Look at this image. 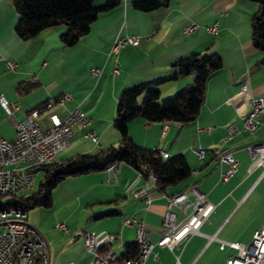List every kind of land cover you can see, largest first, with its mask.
<instances>
[{
  "label": "crops",
  "instance_id": "0c3cea01",
  "mask_svg": "<svg viewBox=\"0 0 264 264\" xmlns=\"http://www.w3.org/2000/svg\"><path fill=\"white\" fill-rule=\"evenodd\" d=\"M258 8L255 0H169L166 6L142 12L133 7L132 0H119L99 14L89 33L65 48L60 40L66 31L63 25L29 41L21 40L14 31L18 13L13 2L0 0V95L13 109L11 117L0 101V135L14 140L15 121L31 117L34 111L40 112L37 121L46 130L53 126V115L63 120L78 108L91 120L89 129L98 137L94 143L82 137L83 131H76L70 145L58 153V161L119 144L113 123L118 99L126 88L173 73L174 62L194 53H217L223 60V68L208 81L194 123L182 126L138 118L128 125L138 146L159 149L168 157L184 155L191 168L189 178L161 194L130 164L120 163L112 172L67 178L56 187L51 208L27 213V222L49 243L52 264H90L94 255L85 248V233L117 235L111 248L119 255L125 243L135 241L136 228L124 226L131 216L143 222L151 241L157 243L168 198L193 184L215 206L213 213L198 234L172 250L155 246L147 264H225L236 250H221L220 241L251 244L253 233L264 227V174L262 167L251 169L247 147L264 142V111L257 116L256 132H245L243 123L252 103L250 98L240 100L239 93L247 83L251 96L264 99V66L260 64L264 51L251 41V21ZM214 23H218L217 35L206 31ZM191 24L196 29L185 34ZM126 35L138 36L140 41L120 50V71L114 75L108 54L114 40ZM7 61H15L17 68L9 70ZM94 68L102 70L100 77L92 74ZM192 82L193 77H185L163 84L162 99ZM65 94L71 95L70 101L35 110ZM232 124L238 132L228 137ZM198 149L205 151L202 160L196 155ZM219 154H232L239 161L237 172L227 181L222 174L228 165L218 162ZM131 187L148 188L149 203L135 200L129 193ZM173 210L181 221L184 214L178 208ZM60 222L70 232L58 230Z\"/></svg>",
  "mask_w": 264,
  "mask_h": 264
},
{
  "label": "built area",
  "instance_id": "2783aa9c",
  "mask_svg": "<svg viewBox=\"0 0 264 264\" xmlns=\"http://www.w3.org/2000/svg\"><path fill=\"white\" fill-rule=\"evenodd\" d=\"M196 29L191 24L184 29L188 33ZM206 31L212 35L218 34V23L206 27ZM140 38L134 35L117 37L109 51L112 59L114 75L119 74V52L126 46L138 45ZM7 68L14 71L17 68L15 61H7ZM96 77L102 75L100 68L92 69ZM240 100L250 98L252 110L244 120L243 130L253 134L258 128L257 116L264 111V99L250 95L249 86L244 83L239 93ZM71 95L65 94L58 99H50L47 107L57 103L70 101ZM0 101L9 116H13V109L0 95ZM39 111L32 112V116L21 121H15L14 129L16 137L7 140L0 135V203H8L12 198L28 194L32 191L34 181L43 166L54 164L58 161V153L65 150L71 143L76 131H83L82 137L96 143L98 137L89 129L91 120L78 108L72 110L67 117L60 120L57 116L51 117L53 126L43 130L37 121ZM238 132L235 124L228 128V137ZM160 155L167 159L164 151L156 149ZM247 150L252 159L251 169L262 167L264 174V142L250 145ZM200 160L204 158L203 149L196 150ZM218 162L226 163L228 170L222 174V180L232 178L238 170L239 161L232 154H219ZM117 164L109 165L105 171H115ZM141 174V173H140ZM151 185L156 188V177L149 172L147 176ZM110 182L111 179H108ZM129 193L135 200L144 204L149 203L148 188L131 187ZM174 208H178L184 214V218L178 221ZM215 206L210 203L204 192L197 185H190L187 189L168 198L167 210L162 221V232L157 243L150 239V233L144 228L142 221L134 216L124 221V226L135 227V242L138 245V253L134 258L121 263L117 262L118 255L112 250V246L118 240L117 235L102 231L98 234H83V243L87 251L94 255L90 264H147L155 246L173 249L188 236L198 234L201 226L209 219ZM56 228L63 232H70V228L64 223H58ZM108 246V250L102 249ZM230 247L236 250V254L227 259L225 264H264V227L253 233L251 244L246 247L239 242L220 241V249ZM19 255H30L29 263H20ZM0 264H52L50 246L47 239L38 229L27 222L26 212H17L15 207L11 211L0 214ZM68 264H74L70 262Z\"/></svg>",
  "mask_w": 264,
  "mask_h": 264
},
{
  "label": "trees",
  "instance_id": "16d2710c",
  "mask_svg": "<svg viewBox=\"0 0 264 264\" xmlns=\"http://www.w3.org/2000/svg\"><path fill=\"white\" fill-rule=\"evenodd\" d=\"M18 13L14 31L23 41H29L43 31L63 25L66 31L60 40L65 48L74 46L90 32L93 23L102 11L109 10L119 0H107L97 5L95 0H11ZM169 0H132L135 9L150 12L166 6ZM259 8L251 21L253 46L264 51V0H255ZM264 66V61L260 63ZM174 72L150 81H143L126 88L120 95L114 128L120 136L117 146L100 149L94 154L77 155L67 160L41 167L44 173L37 191L12 198L7 205L24 212L36 208H51L53 192L59 183L69 177L105 171L111 164L128 163L147 179L151 172L156 177V189L165 194L191 175V168L184 155L164 159L157 150L138 146L128 131V125L142 118L151 123H178L182 126L196 121L204 103L207 84L211 76L223 68L222 57L217 53H194L172 64ZM193 77V82L174 95L162 99L160 87L181 78ZM47 102L37 106L42 109ZM181 192V191H180ZM179 193V192H178ZM177 193L170 195V197ZM110 247L105 246L106 251ZM138 253L135 241L123 245L117 262L134 258Z\"/></svg>",
  "mask_w": 264,
  "mask_h": 264
},
{
  "label": "bare ground",
  "instance_id": "6f19581e",
  "mask_svg": "<svg viewBox=\"0 0 264 264\" xmlns=\"http://www.w3.org/2000/svg\"><path fill=\"white\" fill-rule=\"evenodd\" d=\"M11 211V207L7 205V203H0V214H5L6 212ZM17 212H24L22 209L15 208ZM20 263H29L30 255H19Z\"/></svg>",
  "mask_w": 264,
  "mask_h": 264
},
{
  "label": "rangeland",
  "instance_id": "374dc122",
  "mask_svg": "<svg viewBox=\"0 0 264 264\" xmlns=\"http://www.w3.org/2000/svg\"><path fill=\"white\" fill-rule=\"evenodd\" d=\"M136 120V119H135ZM43 177H44V173L43 172H39V174L37 175V177H36V179H35V181H34V185H33V189H32V191L31 192H35V191H37V189H38V186H39V184H40V182H41V180L43 179ZM56 190V189H55ZM55 190H54V192H55ZM30 192V193H31ZM53 192V193H54ZM29 194V193H28ZM23 195H27V194H23ZM92 234H98V233H92ZM115 246H117V245H115ZM116 248V247H115ZM117 250V249H116Z\"/></svg>",
  "mask_w": 264,
  "mask_h": 264
}]
</instances>
